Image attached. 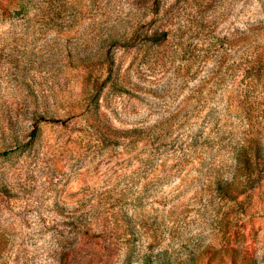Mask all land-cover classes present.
I'll return each mask as SVG.
<instances>
[{
  "label": "rangeland",
  "instance_id": "obj_1",
  "mask_svg": "<svg viewBox=\"0 0 264 264\" xmlns=\"http://www.w3.org/2000/svg\"><path fill=\"white\" fill-rule=\"evenodd\" d=\"M0 264H264V0H0Z\"/></svg>",
  "mask_w": 264,
  "mask_h": 264
}]
</instances>
